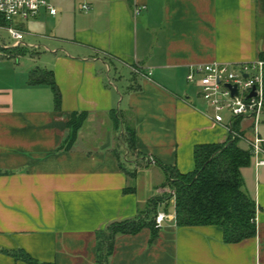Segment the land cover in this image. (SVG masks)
Segmentation results:
<instances>
[{
    "label": "crops",
    "instance_id": "obj_1",
    "mask_svg": "<svg viewBox=\"0 0 264 264\" xmlns=\"http://www.w3.org/2000/svg\"><path fill=\"white\" fill-rule=\"evenodd\" d=\"M48 1L57 13L24 22L20 46L0 43V264H28L7 253L20 250L41 263L96 264L97 232L169 190L161 164L191 172L197 145L231 137V119L216 122L190 93L189 67L264 60V0ZM115 111L136 130L130 150ZM73 112L87 118L59 150ZM232 126L249 150L253 121ZM258 131L264 148V114ZM125 169L135 192H125ZM242 175L257 203L254 237L225 243L217 225L178 226L172 198L171 211L158 206L170 217L155 240L149 228L118 235L108 264H264V164L251 156Z\"/></svg>",
    "mask_w": 264,
    "mask_h": 264
},
{
    "label": "trees",
    "instance_id": "obj_2",
    "mask_svg": "<svg viewBox=\"0 0 264 264\" xmlns=\"http://www.w3.org/2000/svg\"><path fill=\"white\" fill-rule=\"evenodd\" d=\"M0 19V24H4ZM13 49V48H11ZM23 51L22 53H25ZM48 84L55 94L57 107L61 104V93L51 73ZM40 78L33 79V82ZM115 128L123 130V141L127 148L136 145V130L124 124L120 112L112 114ZM87 114L73 112L68 122L69 133L59 150L71 149ZM250 149L240 146V137H230L225 143H206L195 147V168L182 173L177 168L161 164L167 174L166 186L173 192L156 196L146 212L138 217L114 221L104 230L97 232L99 255L96 264H108L115 239L121 234H136L144 228L151 230V241L158 235L156 216L159 204L169 202L174 196L176 222L181 227L217 225L223 230L225 243H237L254 237L257 233V203L245 190L242 169L251 163ZM129 186L125 192L136 191V172L127 169ZM15 258H22L28 264L41 263L24 251L7 252ZM49 264V263H48Z\"/></svg>",
    "mask_w": 264,
    "mask_h": 264
},
{
    "label": "built area",
    "instance_id": "obj_3",
    "mask_svg": "<svg viewBox=\"0 0 264 264\" xmlns=\"http://www.w3.org/2000/svg\"><path fill=\"white\" fill-rule=\"evenodd\" d=\"M82 8L87 12L90 5L84 3ZM144 8L145 6L137 7L135 13L138 14ZM42 9L53 15L57 13V9L48 0H0V18L5 22L0 24V29H6L14 45L18 47L25 38L22 24L37 16ZM3 47L5 48L4 45ZM187 81L197 88L198 95L216 122L223 123L225 119H231L228 128L232 137H240L233 129L234 119L247 118L253 121L254 137L249 141L250 151L256 159L257 166L263 165V139L259 135L258 126L264 114V60L239 64L223 62L194 64L189 67ZM233 86H237V95L233 94ZM169 193L173 195L170 190ZM169 217L167 212H158L156 227L161 228Z\"/></svg>",
    "mask_w": 264,
    "mask_h": 264
},
{
    "label": "rangeland",
    "instance_id": "obj_4",
    "mask_svg": "<svg viewBox=\"0 0 264 264\" xmlns=\"http://www.w3.org/2000/svg\"><path fill=\"white\" fill-rule=\"evenodd\" d=\"M4 42H6L7 44H13V40L11 39V37H10V35H9V33L6 31V29H4V28H1L0 29V43L1 44H4ZM24 50H19V51H17L16 52V54H20L21 56L23 55L22 54V52H23ZM3 55H4V51L2 50V48L0 47V61H2L3 60V58H5V57H3ZM24 57L26 56V54H24L23 55ZM28 56V55H27ZM129 74H128V72H126L125 73V75H124V77H127ZM129 77V76H128ZM189 85V88H190V93L191 94H197L198 92H197V89H196V87H194V85H191L190 83H188ZM166 180V179H165ZM166 189L168 190L169 188L166 186ZM170 190V189H169ZM169 190L166 192V193H164V194H167V193H169ZM161 205H168V210L169 211H171L172 210V208H173V205H169V202H165V203H162ZM147 210V209H146Z\"/></svg>",
    "mask_w": 264,
    "mask_h": 264
},
{
    "label": "water",
    "instance_id": "obj_5",
    "mask_svg": "<svg viewBox=\"0 0 264 264\" xmlns=\"http://www.w3.org/2000/svg\"><path fill=\"white\" fill-rule=\"evenodd\" d=\"M232 91L234 95H237L238 91H237V86H233L232 87ZM254 94V93H253Z\"/></svg>",
    "mask_w": 264,
    "mask_h": 264
}]
</instances>
